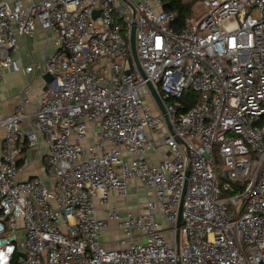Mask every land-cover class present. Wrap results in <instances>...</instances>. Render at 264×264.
<instances>
[{"label": "built area", "instance_id": "obj_1", "mask_svg": "<svg viewBox=\"0 0 264 264\" xmlns=\"http://www.w3.org/2000/svg\"><path fill=\"white\" fill-rule=\"evenodd\" d=\"M200 5L175 28L163 0H0V69H34L13 55L38 28L54 48L35 107L0 119V264H264V0ZM133 26L145 77L128 72ZM28 118L45 178L22 177ZM138 183L141 209L109 205Z\"/></svg>", "mask_w": 264, "mask_h": 264}, {"label": "crops", "instance_id": "obj_2", "mask_svg": "<svg viewBox=\"0 0 264 264\" xmlns=\"http://www.w3.org/2000/svg\"><path fill=\"white\" fill-rule=\"evenodd\" d=\"M53 49V47H47L40 28L34 36L19 38V47L13 56L19 60L21 66L33 64L34 69L31 72L0 69V119L11 114L25 97L29 99L27 109L31 110L35 107L37 97L43 87V61L45 56H49L53 52ZM28 85H31V91L29 94H25L23 90ZM32 120V118H28L23 122L24 133L18 140L19 160L25 167L22 177L41 176L45 178L48 170L49 148L43 142L42 136L39 137V144H30L28 131L33 127ZM162 150H166V146H163ZM4 151V128L0 126V156ZM128 192L129 196L127 198L114 194L109 205H119L122 212H125L128 208L134 211L141 209L142 203L140 202L146 198L143 186L140 183L129 185ZM105 209V205L98 204L100 216L105 215ZM123 235V228L117 222L109 221L103 228L102 245L113 248L115 247V240Z\"/></svg>", "mask_w": 264, "mask_h": 264}, {"label": "water", "instance_id": "obj_3", "mask_svg": "<svg viewBox=\"0 0 264 264\" xmlns=\"http://www.w3.org/2000/svg\"><path fill=\"white\" fill-rule=\"evenodd\" d=\"M99 12L97 11L95 13V16L98 14ZM130 46H131V51H132V55L129 56V68H128V72H132L135 68V66L139 69V71L141 72V74L145 77L146 74L144 72V69L141 65V62H140V58H139V54H138V51H137V46H136V27L133 26L132 28V33H131V37H130ZM44 78L49 82L53 79V76L50 74V73H46L44 75ZM151 89H152V92L154 94V97L158 103V105L160 106L162 112L165 114V117H166V120L169 124V128L170 130L173 132V128L169 122V118H168V115L166 114V110H165V107H164V104L162 102V99H161V96L160 94L158 93V91L153 87V85L151 83H149ZM187 174H189V171H187ZM182 205H183V198H182V202H181V205H180V209H179V218H178V224H177V242H178V245H179V237H180V225H181V218H182ZM178 264H180L178 262Z\"/></svg>", "mask_w": 264, "mask_h": 264}, {"label": "trees", "instance_id": "obj_4", "mask_svg": "<svg viewBox=\"0 0 264 264\" xmlns=\"http://www.w3.org/2000/svg\"><path fill=\"white\" fill-rule=\"evenodd\" d=\"M165 7L167 9L175 10L178 14L177 18L179 24L183 22L184 19L189 17L192 14V8L195 1H184V0H163ZM197 99V94L194 93L192 89H189L185 92L183 96V101L186 103L189 108L195 103Z\"/></svg>", "mask_w": 264, "mask_h": 264}, {"label": "rangeland", "instance_id": "obj_5", "mask_svg": "<svg viewBox=\"0 0 264 264\" xmlns=\"http://www.w3.org/2000/svg\"><path fill=\"white\" fill-rule=\"evenodd\" d=\"M184 1H195L193 8H192V14L190 15V17L195 18L196 15L202 10L201 9V5H200V0H184ZM175 28H179V22H175L172 24ZM219 167H221V163L219 162Z\"/></svg>", "mask_w": 264, "mask_h": 264}]
</instances>
